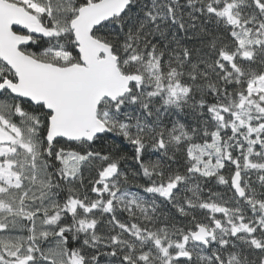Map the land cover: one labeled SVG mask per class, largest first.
<instances>
[{"label": "snow or ice", "instance_id": "snow-or-ice-1", "mask_svg": "<svg viewBox=\"0 0 264 264\" xmlns=\"http://www.w3.org/2000/svg\"><path fill=\"white\" fill-rule=\"evenodd\" d=\"M0 264H264V0H0Z\"/></svg>", "mask_w": 264, "mask_h": 264}]
</instances>
